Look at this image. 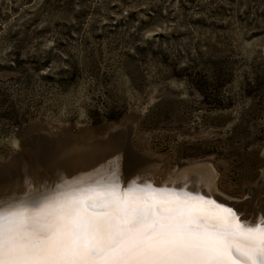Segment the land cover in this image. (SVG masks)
<instances>
[{
    "label": "rangeland",
    "instance_id": "374dc122",
    "mask_svg": "<svg viewBox=\"0 0 264 264\" xmlns=\"http://www.w3.org/2000/svg\"><path fill=\"white\" fill-rule=\"evenodd\" d=\"M107 145L264 219V0H0V190Z\"/></svg>",
    "mask_w": 264,
    "mask_h": 264
},
{
    "label": "snow or ice",
    "instance_id": "6c2138e0",
    "mask_svg": "<svg viewBox=\"0 0 264 264\" xmlns=\"http://www.w3.org/2000/svg\"><path fill=\"white\" fill-rule=\"evenodd\" d=\"M64 189L0 204V264H264V221L246 226L213 200L136 181L122 190L114 172Z\"/></svg>",
    "mask_w": 264,
    "mask_h": 264
},
{
    "label": "bare ground",
    "instance_id": "6f19581e",
    "mask_svg": "<svg viewBox=\"0 0 264 264\" xmlns=\"http://www.w3.org/2000/svg\"><path fill=\"white\" fill-rule=\"evenodd\" d=\"M91 147L92 146H90V148ZM116 148L117 147H115V145H110V146L107 145L106 147L103 146V147L94 148V149L92 148L90 150L88 148L84 152L81 151L80 153L78 152V150H74V152H72L73 151L72 150L70 153H71V156L73 157L72 158L73 161L70 163L65 162V163L70 164V169L64 170L67 166H69V165H67L66 167L64 166V168H63L62 165H65L64 162L61 164L57 163L58 165H56L55 167H54L55 164H53V165H51L55 169L53 171H56V172L58 171V173L56 175H54V177H52L51 180L49 178L43 177V180L40 179V181H36L35 183H31V184L30 183L24 184L23 181H20L21 185L17 184L18 186H16V187L13 186V188H8L7 190H0V204L8 205V204H18V203L23 202L27 206H33V205H35L39 202H42L49 197L55 196V195L59 194L61 191L65 190L64 189L65 184H68L71 186H86V185H88V184H90L96 180L106 179V178L110 177L113 172L118 175V172L120 173V171H118L120 169V165L118 163L117 157H115V154L118 151L120 152V150L118 148L117 149ZM83 149H86V148H83ZM68 154L69 153H67V156H68ZM109 156H112V160H111L112 163L111 164H114V165H109L108 163L106 164V162H107L106 159ZM62 160H63V158H62ZM62 160L59 161V163L62 162ZM108 161H110V159ZM200 163H201L200 160L181 163V165H179V166H180V169L182 167L183 171H182V169L181 170L180 169L179 170L174 169V170L170 171V170H166L164 167L158 168L159 170H154V169H151L153 167L151 166V163H150V164H147L148 165V168H147L148 172H146L149 174V176H147V178L142 177V179H144V180L140 179L141 176H139V178L137 177L136 179L124 177V179L120 180V177L118 175L119 183H120V185L125 186L126 187L125 190H126L128 187L127 185H129V183L132 181H136L140 187L146 186L148 184V180H145V179L149 178V180L151 179L153 184H156L157 186L158 185L163 186V187L159 186L157 189H167L169 191H175V192H187L190 196L203 197L204 199H207V200H213L221 206L229 207L230 205L221 204L219 202L220 201L219 198L218 199L215 198L216 195L209 194V193H207V191L204 190V187H209V185L212 184L211 180L213 178V175L209 171L203 172L205 174L202 175V173H200V172H202L203 169L199 170L196 166H195V168L191 167V165H196V164L200 165ZM186 168L187 169L189 168L188 171H184V169H186ZM50 169H52V167ZM62 169L64 171H62ZM66 171H71V172L73 171V172L71 174V173H68ZM141 171H138L140 173L139 175L145 174V173H143V172H145L144 170L142 172ZM193 171H195V172L193 173ZM199 173L201 174L200 177L198 176V175H200ZM196 174H198V175L196 176ZM50 175L51 174H49V176ZM13 182H12V185H13ZM123 182H125V183H123ZM257 182H259V189L263 188L262 186H264V179H259ZM7 187H9V186H7ZM2 189H4V188H2ZM200 189H202V190H200ZM226 196H227V194H226ZM229 198L230 197H228V199ZM256 198H259V196L257 195ZM233 200H231V201H233ZM244 202L245 201L243 200L242 203H244ZM232 204L235 205L234 202ZM236 204H238V206H237L238 208L235 206L234 211L236 212L237 216L242 221V224H244L246 226H253L259 221H264L263 218L261 220H260V218H258L257 220H253L255 218H252L249 220L250 222L247 223L246 221H244V218H242L241 215H238V212L240 213V211H239L240 208H242L241 203L236 202ZM244 205L248 206L249 204L246 203ZM253 207H255V205ZM245 209H246V207H245ZM208 210L213 211L214 209H212L211 206H208ZM254 212H256V211H254ZM258 215H260V214H258Z\"/></svg>",
    "mask_w": 264,
    "mask_h": 264
},
{
    "label": "water",
    "instance_id": "95a60500",
    "mask_svg": "<svg viewBox=\"0 0 264 264\" xmlns=\"http://www.w3.org/2000/svg\"><path fill=\"white\" fill-rule=\"evenodd\" d=\"M189 161H194V160H192V159H185V160L180 161V162L178 163V168H177V169L180 168L179 165H181V163H185V162H189ZM148 184L153 185L155 188H158V187L160 186V185L157 186L156 184H153L152 181H151V179H150V180L148 179ZM160 187H163V186H160ZM125 188H126L125 186H122V185H121V189H122V190H125ZM211 197H212V196H211ZM211 197H210V198H211ZM229 207H231V208L233 209V211H234V208H233L232 206H229ZM240 222L242 223L241 220H240Z\"/></svg>",
    "mask_w": 264,
    "mask_h": 264
}]
</instances>
